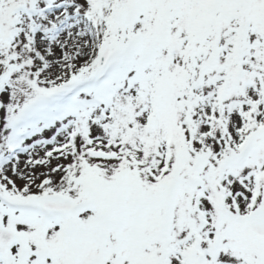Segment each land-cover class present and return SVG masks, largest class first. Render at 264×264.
Listing matches in <instances>:
<instances>
[{"label":"snow or ice","instance_id":"snow-or-ice-1","mask_svg":"<svg viewBox=\"0 0 264 264\" xmlns=\"http://www.w3.org/2000/svg\"><path fill=\"white\" fill-rule=\"evenodd\" d=\"M0 264H264V0H0Z\"/></svg>","mask_w":264,"mask_h":264}]
</instances>
